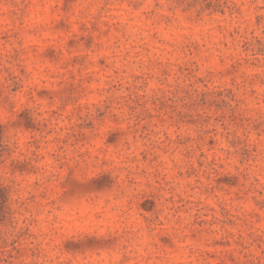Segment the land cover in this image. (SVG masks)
<instances>
[{"label": "rangeland", "instance_id": "1", "mask_svg": "<svg viewBox=\"0 0 264 264\" xmlns=\"http://www.w3.org/2000/svg\"><path fill=\"white\" fill-rule=\"evenodd\" d=\"M0 264H264V0H0Z\"/></svg>", "mask_w": 264, "mask_h": 264}]
</instances>
